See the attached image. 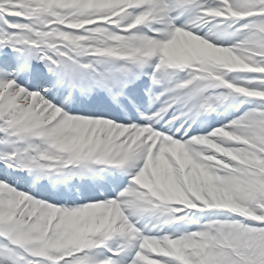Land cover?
I'll return each instance as SVG.
<instances>
[{
  "label": "snow or ice",
  "instance_id": "1",
  "mask_svg": "<svg viewBox=\"0 0 264 264\" xmlns=\"http://www.w3.org/2000/svg\"><path fill=\"white\" fill-rule=\"evenodd\" d=\"M0 264H264V0H0Z\"/></svg>",
  "mask_w": 264,
  "mask_h": 264
}]
</instances>
